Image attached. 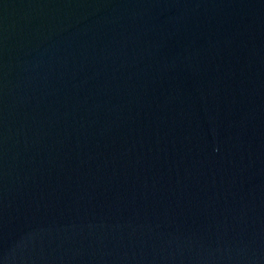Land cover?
<instances>
[{"label":"water","instance_id":"1","mask_svg":"<svg viewBox=\"0 0 264 264\" xmlns=\"http://www.w3.org/2000/svg\"><path fill=\"white\" fill-rule=\"evenodd\" d=\"M0 264H264V0H0Z\"/></svg>","mask_w":264,"mask_h":264}]
</instances>
